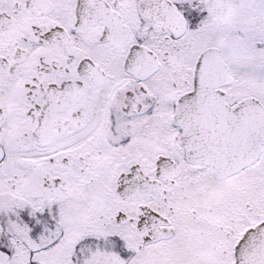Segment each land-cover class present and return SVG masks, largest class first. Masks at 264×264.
I'll return each instance as SVG.
<instances>
[{"label":"snow or ice","instance_id":"6c2138e0","mask_svg":"<svg viewBox=\"0 0 264 264\" xmlns=\"http://www.w3.org/2000/svg\"><path fill=\"white\" fill-rule=\"evenodd\" d=\"M0 264H264V0H0Z\"/></svg>","mask_w":264,"mask_h":264}]
</instances>
